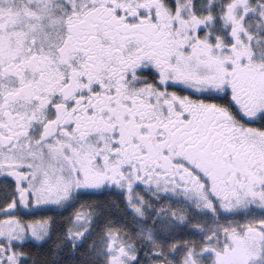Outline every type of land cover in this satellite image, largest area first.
<instances>
[{"label":"snow or ice","instance_id":"obj_1","mask_svg":"<svg viewBox=\"0 0 264 264\" xmlns=\"http://www.w3.org/2000/svg\"><path fill=\"white\" fill-rule=\"evenodd\" d=\"M0 264H264V0H0Z\"/></svg>","mask_w":264,"mask_h":264}]
</instances>
